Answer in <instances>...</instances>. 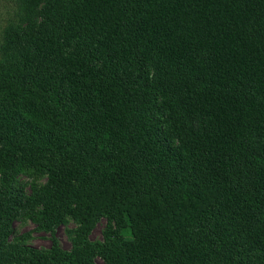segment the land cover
I'll return each mask as SVG.
<instances>
[{
    "label": "trees",
    "instance_id": "obj_1",
    "mask_svg": "<svg viewBox=\"0 0 264 264\" xmlns=\"http://www.w3.org/2000/svg\"><path fill=\"white\" fill-rule=\"evenodd\" d=\"M13 1L0 264H264V0Z\"/></svg>",
    "mask_w": 264,
    "mask_h": 264
},
{
    "label": "rangeland",
    "instance_id": "obj_2",
    "mask_svg": "<svg viewBox=\"0 0 264 264\" xmlns=\"http://www.w3.org/2000/svg\"><path fill=\"white\" fill-rule=\"evenodd\" d=\"M22 15L15 1L0 0V63L5 61L6 52L4 49V31L10 24L18 25ZM24 184L29 188L30 179L23 178ZM40 181H44L41 179ZM104 220H100L92 228L89 238L99 239L102 236ZM75 227L73 220L59 224L56 229V236L64 249H70L72 245L71 230ZM15 237L37 248H49L51 245V234L47 231L40 230L36 224L27 216L16 219Z\"/></svg>",
    "mask_w": 264,
    "mask_h": 264
}]
</instances>
